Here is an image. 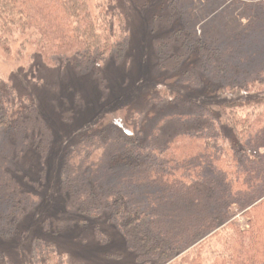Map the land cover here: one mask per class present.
Here are the masks:
<instances>
[{"label": "trees", "instance_id": "obj_1", "mask_svg": "<svg viewBox=\"0 0 264 264\" xmlns=\"http://www.w3.org/2000/svg\"><path fill=\"white\" fill-rule=\"evenodd\" d=\"M128 1L0 0V52L7 56L15 49V63L29 80L30 71L19 65L26 55L34 68L78 71L122 58L132 37L129 7L149 5ZM251 1L249 21L226 31L230 15L218 14L221 2L210 6L219 17L209 22V15L203 26L181 0H162L152 16H162L167 38L158 47L159 67L177 75L176 91H201V101L183 115L161 112L147 128L137 116L127 117L126 127H79L57 153L49 148L56 139L43 143L37 132H25L37 100L23 86L25 78L0 64V162L10 156L15 161L12 169L0 163V238L8 232L23 237L42 202L38 182L48 165L41 168L40 160L60 155L65 200L56 203L74 227L118 224L134 251L130 264H264V0ZM168 44L176 50L166 71L162 53ZM171 92L154 103H192ZM220 95L242 99L216 107L208 102ZM167 120L183 126L162 136L158 129ZM34 126L28 124L31 131ZM197 192L206 194L201 208L179 217L162 213L163 205ZM10 251L0 243V264H14ZM34 252L33 264H71L64 250L41 237Z\"/></svg>", "mask_w": 264, "mask_h": 264}, {"label": "rangeland", "instance_id": "obj_2", "mask_svg": "<svg viewBox=\"0 0 264 264\" xmlns=\"http://www.w3.org/2000/svg\"><path fill=\"white\" fill-rule=\"evenodd\" d=\"M148 1L149 5L145 7H129L132 17V37L129 48L122 58L108 57L106 62L100 61L78 71L71 66L44 69L39 64L34 68L35 66L31 65L26 55V59L19 65L27 67L26 71H30L29 76L33 78L29 80L25 78L27 75L21 72L22 68L15 63V49L12 50L11 55L7 56L0 52V64L7 68L6 72L17 74L22 80L25 78L23 86L34 94L37 100L34 115L25 119L27 121L25 132L27 130L28 133L37 132L43 143L54 142L56 139L49 148L51 152L57 153L62 142L69 138V133H73L79 127L85 126V129L90 130V128L109 123H123L126 127L128 126L126 118L137 116L136 122L141 127L147 128L148 125H152L157 116H160L161 112L183 115L194 110V104L201 101V91L195 92L191 88H188L189 91H176L174 84L177 75L169 74L159 67L158 47L167 38L159 19L162 16H157L159 18L155 20L152 16L154 17V13L158 15L156 10L159 11V3L162 0ZM179 1L177 0V3ZM181 1L189 7V10L196 12L200 20L202 18L199 23L204 22L209 15L210 18L206 19L209 22H213L211 16L218 18L217 15L222 12L230 15L223 26L226 31L249 21V10L255 13L250 0H226L223 3L221 0ZM213 2L222 4L218 14L212 11L213 9L210 10V6H215ZM126 3L129 4V1L126 0ZM203 3L209 4L208 10L202 8ZM245 3H248L249 7ZM175 50L176 48L174 49L171 44L164 48L162 54L166 62L165 70L170 61V55ZM34 83L36 89L32 87ZM172 90L174 92H171ZM170 92L173 94L178 92L181 97L190 98L192 103L184 104L185 106L171 105L166 102L160 105L154 103L155 97ZM231 98V96L220 95L219 98H209L208 102L216 107L227 100L242 99L239 95ZM141 111L143 113L139 115ZM30 119L31 122H29ZM32 121L35 124L32 129L35 131L28 128V124ZM182 126L178 120L175 123L167 120L164 125L159 126L158 131L162 136H168L180 130ZM20 133L17 131V135ZM110 138H113V135H110ZM25 142L27 143V138ZM54 144L55 151H52ZM49 158L45 159L42 156L39 163L41 168L42 164L46 167L48 165L47 168H43L44 172L41 173L40 182H38V192L42 195L40 196L42 202L34 210L30 222L25 225L23 237L19 238L8 232L0 238L1 245L8 251H13L9 252V256L13 258L14 264H18L19 260V264H33L36 237H41L64 250L66 259L71 264H130L134 251L118 224L103 221L99 227L93 226L87 229L70 224L71 218L65 217L68 214L66 209L64 210L62 205L56 203L59 199H62L63 203L65 200L60 186L62 157L57 155V158ZM1 162H5V168L12 169L15 166L11 156ZM201 190L204 191L202 187ZM206 200V194L200 196L197 192L185 202H169L163 205L161 211L163 214L179 217L194 211L197 207L201 208Z\"/></svg>", "mask_w": 264, "mask_h": 264}]
</instances>
